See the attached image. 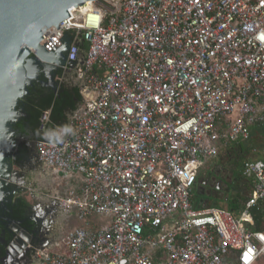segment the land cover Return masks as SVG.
I'll use <instances>...</instances> for the list:
<instances>
[{"label":"built area","instance_id":"1","mask_svg":"<svg viewBox=\"0 0 264 264\" xmlns=\"http://www.w3.org/2000/svg\"><path fill=\"white\" fill-rule=\"evenodd\" d=\"M87 5L42 34L50 53L75 31L56 71L81 103L61 133L43 113L42 140L57 134V146L33 142L41 168L78 180L54 201L84 226L62 239L66 254L29 245L32 264H264V232L248 229L264 159L243 163L252 187L239 217L196 208L205 164L264 127V0Z\"/></svg>","mask_w":264,"mask_h":264},{"label":"water","instance_id":"2","mask_svg":"<svg viewBox=\"0 0 264 264\" xmlns=\"http://www.w3.org/2000/svg\"><path fill=\"white\" fill-rule=\"evenodd\" d=\"M94 1L96 0H0V204L10 192L6 186L24 185V182L17 181L21 179V167L15 169L10 163L17 150V134L12 125L23 116V108L19 109V104L29 95L32 82L40 74H44L49 80L42 82V87L54 91L57 89L54 73L56 67H64L75 31L65 30L59 40L62 45L50 53L39 45L42 34L52 27L58 31V25L69 17V9L80 7L83 11L88 2ZM55 138L57 134L35 142L57 146ZM58 176L66 177L62 173ZM24 191L26 190L22 189ZM198 195L202 196L203 193ZM28 212H32L30 207ZM28 218L32 229L12 233L10 242L1 253L0 264H32L26 253H29V245L35 248L38 244L35 243L38 241V234L34 233L38 224L30 215ZM20 260L23 262L19 263Z\"/></svg>","mask_w":264,"mask_h":264},{"label":"flooded vegetation","instance_id":"3","mask_svg":"<svg viewBox=\"0 0 264 264\" xmlns=\"http://www.w3.org/2000/svg\"><path fill=\"white\" fill-rule=\"evenodd\" d=\"M57 73V71L54 73L55 82ZM42 82H49L48 77L44 74L37 76V80L32 82L33 86L29 88V90L36 86H41ZM21 108L22 104L20 103L19 109ZM20 119L18 118L17 122H19ZM16 123L12 125V128ZM15 139L17 150L14 154V158L10 159V163L15 166V169L21 167V179H17V181L24 182L25 184L26 177L22 167L26 166L28 163L29 155L22 156L21 151L18 153L23 139L20 138L19 135H16ZM242 162V158L239 157L234 150L229 151L226 155L218 153L214 159L207 162L196 182V190L199 194L203 193L202 196H199L202 198L201 200L206 204H211L213 201H216L215 199L217 198L224 199L222 196H227L233 191L246 188L249 180L242 177ZM6 188H9L10 192L0 204V257L6 245L10 242L12 233L16 234L32 229V224H30L31 221L28 215L38 224V227L34 230L35 234H40L48 228L43 214L39 211L34 213L28 212L29 207L27 202L20 198L19 195L22 191L21 187L10 184L6 186ZM205 197H209L211 201L205 200ZM23 201L26 204L24 207L22 206ZM20 211L23 212L21 217L19 215ZM41 241L42 239L40 238L35 243L42 244ZM18 249L20 250L21 248L18 246ZM19 257H21V255H19Z\"/></svg>","mask_w":264,"mask_h":264},{"label":"trees","instance_id":"4","mask_svg":"<svg viewBox=\"0 0 264 264\" xmlns=\"http://www.w3.org/2000/svg\"><path fill=\"white\" fill-rule=\"evenodd\" d=\"M60 76L61 73L58 72L57 78H60ZM80 103L81 97L77 87L75 85L65 84V82H62L55 91L42 88L41 86L30 89L29 95L22 102L23 116L13 126L16 134L23 139L18 153L21 151L22 156L29 155L28 142H35L42 139L40 120L44 112H49V123L45 126V131L49 133L53 131L54 126L61 125L65 121V114L72 113ZM235 151H238L240 156H242L243 153L240 146H236ZM251 187L252 184H249L246 188L235 191L236 193L233 196L219 201H213L211 207L226 209L234 217H239L250 194L249 190ZM194 199L192 198V201ZM203 203L197 197L196 208H201ZM25 205L23 201L22 206L24 207ZM22 213L20 211V217ZM251 217L252 225L249 226V231L264 232V202L260 203L258 207L251 211ZM90 222L93 224V221ZM30 224L32 223L30 222ZM154 264H157V262H154Z\"/></svg>","mask_w":264,"mask_h":264},{"label":"rangeland","instance_id":"5","mask_svg":"<svg viewBox=\"0 0 264 264\" xmlns=\"http://www.w3.org/2000/svg\"><path fill=\"white\" fill-rule=\"evenodd\" d=\"M66 83L72 86L78 84L77 81L71 79L69 76L66 78ZM261 134L262 137H264V127L262 128ZM248 148L249 150H244L245 154L248 157H260L261 154H264V140L251 141V143L248 144ZM28 149L29 161L26 166L23 167V172L25 173L26 177V183L21 186V188L25 189L26 191H21L19 193L20 198L24 199L27 202L28 207H30L32 212L39 211L41 214L45 215L44 220H46V224H48L49 226V229L46 230L48 231V233L50 232V227L52 226L53 237L60 236L61 238H64L66 234L73 228L82 227L84 226V224L76 222L73 213L66 215L63 211H61V208L57 206V203L54 200L56 198H67L70 191L76 190L79 187L78 180L67 177H63L61 179V176H58V174H54L49 170H44L34 160L32 141L28 142ZM227 152H229V150L224 151L222 154L225 155L227 154ZM235 193L236 192L233 191L230 195L233 196L235 195ZM195 195L196 197L198 196L197 191L195 192ZM205 200L211 201L209 197H205ZM51 201L54 204L53 207H51L50 205ZM93 221L102 225L105 224L108 219L103 217H96L93 219ZM63 224H65L68 229L64 226L62 227ZM54 252H59L62 254L67 253L63 244H61L60 242H58V247L54 250ZM26 254L29 257L32 256L31 253Z\"/></svg>","mask_w":264,"mask_h":264},{"label":"crops","instance_id":"6","mask_svg":"<svg viewBox=\"0 0 264 264\" xmlns=\"http://www.w3.org/2000/svg\"><path fill=\"white\" fill-rule=\"evenodd\" d=\"M62 82L64 83L65 82V84H66V79L65 80H63V81H59V77L56 79V83H57V87L60 85V84H62ZM42 87V86H41ZM42 88H45V87H42ZM46 89H50V88H47L46 87ZM71 113H66L65 114V121L61 124V125H58V126H54V129H53V131L52 132H50V133H61L64 129H65V126H66V123H67V119H68V117H69V115H70ZM261 132H262V129H256V128H252L251 129V131H250V139H249V141H247V142H243V143H236V144H229V145H224V146H222L221 148H220V150H219V154H222L224 151H226V150H229V151H232V150H234V152L236 153V154H238L239 155V157H241L242 158V160H243V162L242 163H244V162H246V161H254V160H261V159H264V154H261V156L260 157H255V156H251V157H248L246 154H245V152H244V150H249V148H248V144H250L251 143V141H260V140H264V137H262V134H261ZM33 142V141H32ZM236 146H240L241 147V150H242V156H240V154L238 153V151H235L236 150ZM250 146V145H249ZM245 148V149H244ZM255 151V150H254ZM256 152V151H255ZM228 153V152H227ZM226 155V154H225ZM63 177H61V179H62ZM249 184H251V182L250 181H248V185ZM250 191V190H249ZM231 195H227V196H222V197H224L225 199L226 198H228V197H230ZM216 201H219V200H222V198H217V199H215ZM50 205H51V207H53L54 206V204H53V202L51 201L50 202ZM203 205L204 206H207V204L206 203H203ZM210 206H211V204H210ZM45 223H46V220H45ZM51 225V224H50ZM66 227L67 228V226L65 225V224H63L62 225V227ZM47 227V226H46ZM61 227V228H62ZM75 227H76V225H75ZM49 229V226H48V228H47V230ZM68 229V228H67ZM74 229V228H73ZM52 232H53V229H52V226L50 227V232L48 233V231H44V232H42V233H40V234H38V237L39 238H41L42 239V246H44V248H46L51 254H60L59 252H54V250L58 247V242H60L61 244H62V239L63 238H61L60 236L58 237V236H56V237H53V235H52Z\"/></svg>","mask_w":264,"mask_h":264},{"label":"bare ground","instance_id":"7","mask_svg":"<svg viewBox=\"0 0 264 264\" xmlns=\"http://www.w3.org/2000/svg\"><path fill=\"white\" fill-rule=\"evenodd\" d=\"M19 251L21 252V249H20ZM20 258H21V257H20ZM19 262H20V263H22L23 261H22V260H20Z\"/></svg>","mask_w":264,"mask_h":264}]
</instances>
